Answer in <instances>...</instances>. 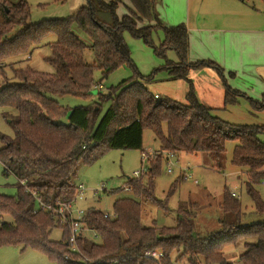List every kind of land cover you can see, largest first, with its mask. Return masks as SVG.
Returning <instances> with one entry per match:
<instances>
[{
    "label": "trees",
    "instance_id": "16d2710c",
    "mask_svg": "<svg viewBox=\"0 0 264 264\" xmlns=\"http://www.w3.org/2000/svg\"><path fill=\"white\" fill-rule=\"evenodd\" d=\"M129 14L119 15L120 0H87L67 18L28 23L29 5L26 0H0V107H12L18 114L9 119L14 136L0 135V161L5 175H14L43 201L73 200L77 185L74 180L79 163L93 164L111 149L143 151L144 130H152L164 150L185 151L190 154L207 153L213 167L224 169L228 141H235L232 163L246 170L247 191L256 210L264 213V202L255 189L264 183V125L233 124L213 115V109L203 104L194 89L191 73L205 67L214 68L224 79V104L245 95L226 81L224 68L210 59L188 60L190 38L184 23L174 26L142 25L157 20L154 0H128ZM88 36L86 44L72 24ZM162 28L164 39L156 45L153 34ZM142 39L160 57L175 51L179 61H167L171 79L188 83L186 103L164 98L156 99L147 83L153 75L139 73L123 81L118 91L111 88L108 95H100L110 107L99 119L100 104L66 109L56 96L89 97L97 85L94 72L99 69L104 78L128 63L130 58L124 33ZM55 35L49 43L51 54L46 58L54 73L31 67L14 69L17 81H11L2 67L10 58L30 52ZM93 51L94 60L85 59V51ZM142 81H138V79ZM102 85V84H99ZM254 109H264L261 99L250 98ZM68 122H59L62 116ZM161 161L148 172V180L127 178L128 186L137 197H144L167 210L155 196L154 178L159 175ZM178 180L169 195L174 194ZM16 196L0 193V247L33 248L52 259L54 264H154L146 257L148 251L159 250L165 263L233 264L224 256V249L243 241L245 250L239 256L242 264H264V222L242 225L239 198L224 190L221 208L226 216L220 219V232L202 237L195 231L193 212L180 207L173 227L144 226L142 205L134 198L122 197L114 201L113 215L105 217L95 207L88 208L85 224L96 233L98 240L85 235L78 239L80 253L71 252L67 243L68 231L51 212L36 210V198L18 184ZM121 190V189H120ZM116 192V190H114ZM5 216L12 218L6 221ZM227 216L235 218L228 220ZM61 227L62 241H53L54 227ZM253 240V241H252ZM87 259V260H85Z\"/></svg>",
    "mask_w": 264,
    "mask_h": 264
},
{
    "label": "rangeland",
    "instance_id": "374dc122",
    "mask_svg": "<svg viewBox=\"0 0 264 264\" xmlns=\"http://www.w3.org/2000/svg\"><path fill=\"white\" fill-rule=\"evenodd\" d=\"M19 2L21 0H10ZM29 5L28 23H40L49 19L67 18L76 12L87 0H26ZM119 15L129 14L131 4L128 0H120ZM157 20L143 22L142 25L174 26L191 21L193 15L201 14L202 19L210 22L212 27H224L221 32L223 37L228 36V26L221 23H230L247 30L242 33L241 40L234 44V50L240 51L244 62L238 66L236 72L233 64L227 59H220L217 63L224 68L226 81L233 88L241 90L246 96H238L237 101L224 104V79L211 67H205L202 74L191 77L198 99L213 109V115L233 124L264 125V109L256 110L249 99H261L264 94V0H154ZM200 17V16H199ZM201 19V20H202ZM197 27V26H196ZM74 32L83 41L90 45L91 39L84 35L75 23L72 24ZM126 44L130 50V58L136 69L131 64H124L106 78L96 69L94 78L97 83L87 98L71 95L56 96L55 99L66 109L76 106L101 105L99 119L110 107L111 101L102 102L100 95H108L111 88L117 91L118 86L126 80L136 78L139 74L153 75L152 82L146 86L160 99L171 98L181 103H186L188 83L184 79H171L167 70V61H179L175 51H168L167 56H158L154 49L142 39L133 37L129 32L124 33ZM164 39L162 28L156 29L153 40L159 45ZM56 40L55 35L44 39L43 43L33 48L26 54L8 59L3 68L11 81H17L14 69L31 67L41 72L54 73V68L46 58L51 54L49 43ZM85 59L93 62V51H85ZM208 59V58H206ZM202 60V59H200ZM211 60V59H210ZM213 61V60H212ZM226 66V67H224ZM236 66V65H235ZM240 73V74H238ZM238 74V75H237ZM142 81V79H138ZM2 76L0 74V83ZM102 84V88H99ZM18 111L12 107H0V135L14 136V131L9 124V119L15 117ZM59 122L67 123L68 116H62ZM259 138L264 141V133ZM235 141H228L224 169L213 167L212 159L207 153L190 154L185 151L176 153L173 159L172 170L168 171V162L164 158V149L161 141L150 129L144 130L143 151L150 152V161L142 163V152L135 149H111L93 164L79 163L74 180L76 185L83 184L85 195L83 200L76 203L78 208L88 209L95 207L103 213L113 215V204L118 198L129 197L139 201L142 205V223L144 226L173 227L176 225L177 213L180 207H187L194 214L195 231L202 237H208L220 232L222 225L220 219L225 218L221 208L224 199V190L236 192L241 202V218L238 222L250 225L264 222V213L256 210L255 204L248 194V176L244 168H239L232 163ZM3 143L0 141V147ZM161 170L154 178V192L157 199L162 200L167 210L154 204L144 197H137L132 190H125L127 178H134V171L143 167L149 169L144 176L138 179L147 182L150 168L161 161ZM4 166L0 161V193L16 196L18 179L10 174L3 173ZM178 180L174 194L169 195L172 185ZM105 185V191H99ZM121 189V190H120ZM264 202V183L255 185ZM116 190V192H114ZM228 220L235 218L227 216ZM6 221L12 218L5 216ZM93 236V232H88ZM50 238L53 241H62L61 227H54ZM253 241V240H252ZM244 242L230 245L223 251L225 258L233 264H242L239 256L244 252ZM0 264H54L52 259L39 250L28 248L21 250L15 246L0 247Z\"/></svg>",
    "mask_w": 264,
    "mask_h": 264
},
{
    "label": "built area",
    "instance_id": "2783aa9c",
    "mask_svg": "<svg viewBox=\"0 0 264 264\" xmlns=\"http://www.w3.org/2000/svg\"><path fill=\"white\" fill-rule=\"evenodd\" d=\"M99 88H102V85L99 86ZM156 99H160V96L155 94ZM176 157V153L165 150L164 151V158H166L168 162V171L172 170V166L174 164V158ZM150 152L143 151L142 152V163L143 165L147 162L150 161ZM149 169H146L143 167L141 170H136L134 171V178H140L141 176H144ZM19 184L24 186L28 192H30L37 200V207L36 210H44L46 212H51L53 213L56 218L59 220L60 225L62 227H65L68 231V246L71 252H78L80 253V249L78 247V239L82 236L88 235V232L92 230H89V228L85 224V214H86V209L83 208H78L76 206V203L79 200L84 199L85 195V189L83 184L77 185V191L76 195L73 200L70 201H57L55 203H47L40 199L31 188L27 186L26 180H19ZM105 191V185H102L99 191ZM125 190H132L131 186L126 185ZM233 196H237L236 192L231 193ZM105 217H111L109 213H104ZM93 236L98 239V236L96 235L95 232H93ZM146 257L150 258L151 260L154 261V264H166L165 263V255L162 251L159 250H154V251H148L145 254ZM87 260V259H85ZM172 264H182L179 262H172Z\"/></svg>",
    "mask_w": 264,
    "mask_h": 264
},
{
    "label": "crops",
    "instance_id": "0c3cea01",
    "mask_svg": "<svg viewBox=\"0 0 264 264\" xmlns=\"http://www.w3.org/2000/svg\"><path fill=\"white\" fill-rule=\"evenodd\" d=\"M200 16V17H199ZM201 14L196 13L193 15L191 21L186 23L189 31L190 38V50L188 60L190 62H195L200 59H211L216 63H223L220 59H227L234 66L235 71H240L238 66L244 62L243 56L240 51L234 50V44L241 40L242 33L247 30L240 29V26L233 25L230 23H221L225 24L224 26H228L230 29L226 37L221 35L224 27H212V25L218 24H210L206 20L202 19ZM197 26V27H196ZM236 65V66H235ZM226 67V66H224ZM204 71L200 69L198 71H193L190 77L199 76ZM240 74V73H238ZM237 74V75H238ZM200 76L198 77V79Z\"/></svg>",
    "mask_w": 264,
    "mask_h": 264
}]
</instances>
